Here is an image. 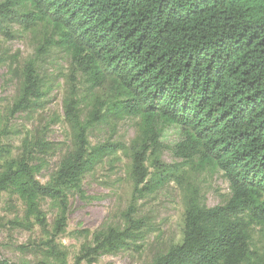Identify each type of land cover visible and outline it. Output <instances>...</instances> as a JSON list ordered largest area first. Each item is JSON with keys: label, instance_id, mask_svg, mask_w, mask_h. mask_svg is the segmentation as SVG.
<instances>
[{"label": "trees", "instance_id": "trees-1", "mask_svg": "<svg viewBox=\"0 0 264 264\" xmlns=\"http://www.w3.org/2000/svg\"><path fill=\"white\" fill-rule=\"evenodd\" d=\"M25 3L31 12H21ZM38 23L51 25L56 45L70 57L69 90L63 98L69 146L41 184L34 151L56 145L25 139L20 156L12 158L0 142V194L16 196L31 229L38 226L49 237L42 264H69L67 251L56 242L67 227L69 195H82L84 177L117 152L109 143L91 146L89 129L128 117L141 121V135L128 149L130 206L122 214V226L91 234L73 264H95L101 256L138 248L146 226L135 218V199L175 179L176 167L160 163L158 124L177 127L176 155L221 171L230 195L209 208L187 192L180 242L149 264H264L252 246L253 229L264 231V0L0 3L1 34L8 35L10 24ZM14 73L19 87L12 112L38 107L44 84L34 61H23ZM84 76L93 89L111 85L112 96L107 105H94L83 122L75 83ZM42 199L57 209L51 231Z\"/></svg>", "mask_w": 264, "mask_h": 264}, {"label": "rangeland", "instance_id": "rangeland-1", "mask_svg": "<svg viewBox=\"0 0 264 264\" xmlns=\"http://www.w3.org/2000/svg\"><path fill=\"white\" fill-rule=\"evenodd\" d=\"M20 9L22 13L32 11L27 3ZM7 31V36L0 33V142L11 150L12 158L20 156L25 139L55 144L53 150L38 149L33 154L34 164L41 165L37 180L45 184L69 146V131L63 121V98L69 90L66 81L71 61L67 52L56 45L55 32L49 23L30 27L10 24ZM40 48L44 51L38 52ZM29 59L34 61L44 84V96L37 103L38 107L12 112L19 87L14 70ZM75 93L80 119L84 122L94 105L109 103L112 87L106 84L93 89L86 76L77 77ZM154 129L159 140L160 163L176 167L175 179L135 199V218L146 226L142 240L136 244L138 248L101 256L95 264H149L157 253L180 242L187 192L195 193L209 208L221 205L230 195L228 181L221 171L198 163L197 158L186 162L176 155L175 145L180 140L177 127L158 124ZM140 135L139 117L109 119L89 129L91 146L109 143L117 152L84 177L82 195H69L67 227L56 239L67 251L69 264L74 263L91 234L122 226V214L130 206L133 190L128 149ZM2 163L0 161V168ZM149 164L146 166L152 171ZM40 208L46 214L51 231L58 216L57 209L49 199H42ZM24 210L16 196L0 194V264H42L44 261L43 244L49 237L43 235L38 226L31 229ZM252 246L264 256V231L260 228L253 229Z\"/></svg>", "mask_w": 264, "mask_h": 264}]
</instances>
